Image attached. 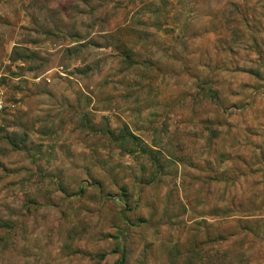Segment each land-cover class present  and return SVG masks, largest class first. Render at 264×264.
Wrapping results in <instances>:
<instances>
[{
	"label": "rangeland",
	"instance_id": "rangeland-1",
	"mask_svg": "<svg viewBox=\"0 0 264 264\" xmlns=\"http://www.w3.org/2000/svg\"><path fill=\"white\" fill-rule=\"evenodd\" d=\"M124 256L264 264V0H0V264Z\"/></svg>",
	"mask_w": 264,
	"mask_h": 264
},
{
	"label": "trees",
	"instance_id": "trees-1",
	"mask_svg": "<svg viewBox=\"0 0 264 264\" xmlns=\"http://www.w3.org/2000/svg\"><path fill=\"white\" fill-rule=\"evenodd\" d=\"M127 138H130V139H133V140L135 139V137H133V136H126V138H124V140H126ZM124 261H125V256L123 257L121 264H123Z\"/></svg>",
	"mask_w": 264,
	"mask_h": 264
}]
</instances>
